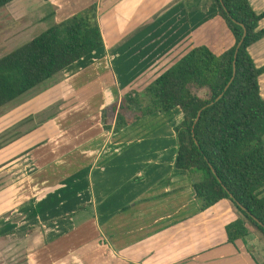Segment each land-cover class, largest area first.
<instances>
[{
	"label": "crops",
	"instance_id": "obj_1",
	"mask_svg": "<svg viewBox=\"0 0 264 264\" xmlns=\"http://www.w3.org/2000/svg\"><path fill=\"white\" fill-rule=\"evenodd\" d=\"M248 2L255 13L264 11V0ZM91 4L103 45L64 68L65 78L46 93L64 96L66 85L78 93L85 108L74 119L84 126L60 128L57 115L23 137L35 168L25 179L30 190L22 192L29 202L15 208L0 193L1 254L23 248L15 264H264L263 237L250 224L247 236L227 240L225 225L242 217L232 202L201 208L189 175L174 167L178 108L118 131L102 120L106 107L128 92H137L143 105L144 88L190 49L204 45L219 55L234 44L212 1L12 0L0 10L13 20L12 32L35 26L30 40ZM247 51L263 66L264 36ZM92 71L95 77L82 78ZM258 86L264 98V72ZM60 134L62 142H50ZM9 212L24 219L9 220ZM23 228L31 235L7 243L10 229Z\"/></svg>",
	"mask_w": 264,
	"mask_h": 264
},
{
	"label": "trees",
	"instance_id": "obj_2",
	"mask_svg": "<svg viewBox=\"0 0 264 264\" xmlns=\"http://www.w3.org/2000/svg\"><path fill=\"white\" fill-rule=\"evenodd\" d=\"M10 1L0 0V8ZM212 5L234 44L219 55L204 45L190 49L144 88L143 105L137 92H128L108 107L113 126L105 114L102 120L106 129L118 131L147 114L178 108L174 167L189 175L200 207L226 198L242 216L225 225L227 240L247 236L246 224L264 238V98L258 86L264 65L256 67L247 51L264 36V28L257 29L264 11L255 13L248 0H212ZM102 45L95 4L51 24L0 57V109Z\"/></svg>",
	"mask_w": 264,
	"mask_h": 264
},
{
	"label": "rangeland",
	"instance_id": "obj_3",
	"mask_svg": "<svg viewBox=\"0 0 264 264\" xmlns=\"http://www.w3.org/2000/svg\"><path fill=\"white\" fill-rule=\"evenodd\" d=\"M12 21L5 12L0 10V57L27 42L28 38L36 32L35 26L28 32H12L10 31L14 28L11 25ZM92 77H95V72L93 71L87 77L84 76L82 78L88 81ZM63 78H65L64 74L59 72L51 82L29 90L0 109V193L3 191L2 194L6 193L9 195L8 202L15 205V208L22 207L25 203L29 202L22 199L24 197L22 192L23 189L24 192L27 188L30 190L28 183H25V179H28L33 170H35L33 158L29 150L25 149L26 145L24 146L22 142L24 140L23 137L34 129L49 126L50 119L57 115H62L59 120L60 124H62L60 128L75 130V128H82L84 126L83 120L78 121L74 119V116L81 114L82 108H85L78 93H74L66 85L64 87V96H60L56 89L46 95L47 91L55 88L57 82H60ZM198 93L204 95L205 90L201 89ZM144 99L147 100L145 96ZM136 107L133 106V109L136 110ZM134 110L128 111V114H132ZM105 111L108 117L107 121L109 122L110 117L112 118L114 113L108 107H106ZM94 125L92 124L93 128ZM55 139H58V143L62 142L63 135L60 134L53 137L50 142H55ZM79 155L83 157L82 154ZM42 157L46 158V155ZM36 160L38 159L36 158ZM7 215L9 220L19 221L24 219L23 214H12L9 212ZM31 233L32 230L30 228L15 231L14 229H10L7 233L9 234L7 243H12L10 240L13 239V244L15 245L16 238L20 239L24 234L30 236ZM2 247L0 245V264H15L16 260H21L24 255L23 248H19L18 250H15V248L8 250L7 257H3L1 254ZM1 256L4 259H1Z\"/></svg>",
	"mask_w": 264,
	"mask_h": 264
},
{
	"label": "water",
	"instance_id": "obj_4",
	"mask_svg": "<svg viewBox=\"0 0 264 264\" xmlns=\"http://www.w3.org/2000/svg\"><path fill=\"white\" fill-rule=\"evenodd\" d=\"M244 35H245V31L243 32L242 37H241L240 41L237 43L236 48H235L234 60H233V75H234V73H235V58H236V52H237V50H238V48H239V46H240V44H241V42H242V40H243ZM233 75H232V78H233ZM232 78H231V79H232ZM218 97H219V96H218ZM218 97H217V98H218ZM200 111H201V109L198 111L195 121H196L197 118L199 117V115H200Z\"/></svg>",
	"mask_w": 264,
	"mask_h": 264
}]
</instances>
